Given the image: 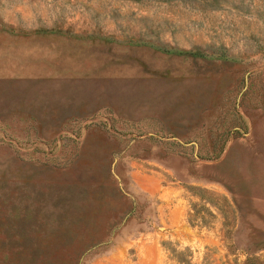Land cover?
<instances>
[{
  "label": "rangeland",
  "instance_id": "374dc122",
  "mask_svg": "<svg viewBox=\"0 0 264 264\" xmlns=\"http://www.w3.org/2000/svg\"><path fill=\"white\" fill-rule=\"evenodd\" d=\"M0 264H264V0H0Z\"/></svg>",
  "mask_w": 264,
  "mask_h": 264
}]
</instances>
